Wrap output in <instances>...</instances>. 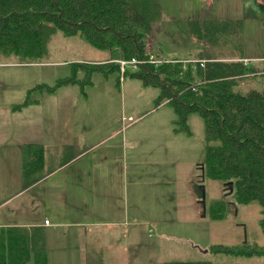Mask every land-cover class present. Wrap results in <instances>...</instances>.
<instances>
[{
	"label": "rangeland",
	"instance_id": "rangeland-1",
	"mask_svg": "<svg viewBox=\"0 0 264 264\" xmlns=\"http://www.w3.org/2000/svg\"><path fill=\"white\" fill-rule=\"evenodd\" d=\"M159 1L162 3L161 20L151 22L148 32V47L157 51L156 57L188 59L212 55L228 60L247 56L264 68V27L257 16V2L264 0H242L241 5L239 0H215L214 5L200 0ZM200 14V19H243L242 41L241 35L234 33L220 32L217 41L196 36L190 23ZM108 55L117 57L119 52L96 48L82 35L66 36L60 30L52 34L46 54L37 62L21 63L16 55L0 51V61L9 64L2 67V71H7L9 102L14 99V102H22L28 89L40 83L52 85L56 79L70 75L74 62ZM84 74L81 70L78 77L83 79ZM159 93L157 86L144 85L139 78L123 74L118 68L107 74L94 71L91 82L62 86L44 94L40 102L27 105L33 112L25 114L23 125L12 124L10 118L9 137L27 135L28 120L39 118L40 141H44L53 120L56 128L63 132L70 126L94 127L100 131L120 127V133H115L119 135L110 141L121 138L123 133L135 141L132 183L136 195L130 216L135 217L136 224L111 225L116 229L117 243L107 249L108 257L115 258L111 264H163L173 259H206L212 264H264V255H233L210 250L213 244L264 246L260 224L262 206L258 199L239 202L234 193H226L220 179L205 176L199 181V166L206 157L204 120L199 113L191 112L187 118L189 131L176 130L174 108L166 102L156 105ZM35 96H39L37 91ZM202 184L205 186V214L200 201ZM217 200L226 203L220 218L211 215V203ZM85 230H88L85 226L72 225L48 229L49 264H83L79 258L84 252L93 254L95 250L96 255L101 254L103 246H85L91 239L76 235ZM93 263L98 264V261ZM29 264H35L33 258Z\"/></svg>",
	"mask_w": 264,
	"mask_h": 264
},
{
	"label": "trees",
	"instance_id": "trees-1",
	"mask_svg": "<svg viewBox=\"0 0 264 264\" xmlns=\"http://www.w3.org/2000/svg\"><path fill=\"white\" fill-rule=\"evenodd\" d=\"M257 16L264 27V2H257ZM161 15L159 0H0V51L16 55L19 62H37L47 52L49 39L56 30L64 35H82L99 49H117L119 57L149 59L148 32L151 22ZM192 32L206 40L217 41L220 32L243 34V19L192 20ZM240 41V42H241ZM242 42L239 44L241 48ZM203 58V57H198ZM239 59L206 58L204 66L185 67L177 61L141 63L131 76L144 85L160 88L156 105L170 104L176 113V130L188 129L191 112L199 113L205 124V176L233 181L239 202L258 199L262 206L260 224L264 232V68ZM120 64L114 57L100 62H74L70 75L50 85L40 83L28 89L25 99L13 110L40 102L43 95L62 86L91 82L94 71L107 74ZM84 70L83 79L78 72ZM124 73V74H125ZM39 96H35V92ZM41 144L24 147L23 171L41 164ZM40 166V165H39ZM202 173L201 165L199 166ZM40 175V174H38ZM202 182V175H199ZM30 178L26 183H31ZM226 203H211V215L223 216ZM210 250L233 255H264L258 244H213ZM48 264L46 230L42 226L7 225L0 227V264ZM97 264V263H93ZM101 264V261H98ZM163 264H212L206 259H173Z\"/></svg>",
	"mask_w": 264,
	"mask_h": 264
},
{
	"label": "crops",
	"instance_id": "crops-1",
	"mask_svg": "<svg viewBox=\"0 0 264 264\" xmlns=\"http://www.w3.org/2000/svg\"><path fill=\"white\" fill-rule=\"evenodd\" d=\"M200 1L213 5L215 3V0ZM240 2L242 0H239V5ZM160 4L162 9V3ZM200 18L201 14L196 20L212 19ZM159 20L161 15L155 21ZM148 51L153 54L157 52L150 48ZM112 57L114 56L108 55L101 59H91L89 62L107 61ZM198 57L216 56L202 55L194 58ZM118 58L120 57H114ZM8 66V62L0 61V210L2 207H8L0 212V227L42 226L46 231H50L51 228L61 226H85L88 230L76 235L91 239L85 246L101 245L104 250L101 254L98 253L99 255L95 254V250L93 254L84 252L79 259L83 264H93L95 261L111 264L115 258L108 257L107 249L117 244L114 238L116 229L111 225L136 224L135 217L130 216L136 195L132 183V175H135V141L124 133L121 138L110 141L119 135L120 127L112 131H100L94 127L70 126L68 131L63 132L56 128L55 120L52 128L48 126L44 141H40L37 127L39 118L34 120L35 124L32 119L28 120L27 135H21L19 138L9 137L10 118L12 124L21 126L24 124L25 114L33 111L28 106L26 110L11 109V105L16 101L14 102V99L9 102L7 71H2V67ZM63 108L68 109L66 106ZM116 132L119 133L115 134ZM112 134L115 135L111 136ZM106 137L109 139L103 141ZM30 143L43 146L44 158L41 164L38 162L36 167H32L31 172L25 175L24 147ZM30 178L34 180L26 183ZM46 219L49 220L48 223H45ZM46 236L48 244V231ZM124 260L125 258L121 263ZM49 262L50 256L48 264Z\"/></svg>",
	"mask_w": 264,
	"mask_h": 264
},
{
	"label": "built area",
	"instance_id": "built-area-1",
	"mask_svg": "<svg viewBox=\"0 0 264 264\" xmlns=\"http://www.w3.org/2000/svg\"><path fill=\"white\" fill-rule=\"evenodd\" d=\"M117 62L120 64V71L124 74L126 72V70L128 69H137L139 67V65L147 60L151 61V62H156V63H160L162 61H166V62H174L177 61L176 59H170V58H166V57H156V55L151 54L149 59H141V58H137V57H133L131 59H124V58H118L116 59ZM208 59L205 58H188V59H182L181 61L183 62L184 67L189 64L192 68H196L198 65L200 66H204L206 64V61ZM242 60L245 62V64H249L252 63V61L254 60L253 58H249V57H245L242 58ZM49 220L46 219L45 223H48Z\"/></svg>",
	"mask_w": 264,
	"mask_h": 264
},
{
	"label": "water",
	"instance_id": "water-1",
	"mask_svg": "<svg viewBox=\"0 0 264 264\" xmlns=\"http://www.w3.org/2000/svg\"><path fill=\"white\" fill-rule=\"evenodd\" d=\"M201 168H202V179L205 177V173H204V165H201ZM201 188H202V196H201V202L203 204V209H204V214L206 213V198H205V186L202 184L201 185ZM233 189H234V184H233V181H228V182H225V190L227 191L226 193L227 194H231L233 192ZM207 250V249H206Z\"/></svg>",
	"mask_w": 264,
	"mask_h": 264
}]
</instances>
